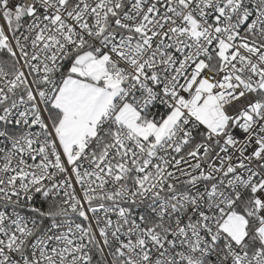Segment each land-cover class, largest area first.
<instances>
[{
  "label": "snow or ice",
  "instance_id": "obj_1",
  "mask_svg": "<svg viewBox=\"0 0 264 264\" xmlns=\"http://www.w3.org/2000/svg\"><path fill=\"white\" fill-rule=\"evenodd\" d=\"M0 264H264V0H0Z\"/></svg>",
  "mask_w": 264,
  "mask_h": 264
}]
</instances>
